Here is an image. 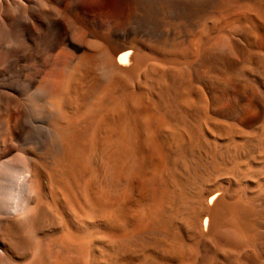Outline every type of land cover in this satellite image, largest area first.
Returning a JSON list of instances; mask_svg holds the SVG:
<instances>
[{"label": "bare ground", "instance_id": "6f19581e", "mask_svg": "<svg viewBox=\"0 0 264 264\" xmlns=\"http://www.w3.org/2000/svg\"><path fill=\"white\" fill-rule=\"evenodd\" d=\"M44 2L0 0L1 69L29 47L15 39L13 33L17 26L31 34L34 28L39 30L35 14L44 10ZM79 5L77 2L78 8ZM255 9L257 26L254 28L264 34V10ZM44 21V33L50 36V45L66 24L56 12ZM249 31L247 26L237 24L232 34L225 33L229 43L212 59L210 67L214 75L211 77L207 74L209 70L200 69L203 62L190 67L196 78H210L213 88L219 87L224 96L233 100L234 106H254L256 115L263 117L264 61L256 60L234 37L246 36ZM74 32L69 34L78 44L80 34ZM121 34L126 35L128 31L123 30ZM38 40L31 54L42 47L44 40L41 37ZM133 48L123 44L114 51L116 63L109 62L105 70L108 85L120 82L118 71L128 64ZM132 55L135 67L143 62L144 55L139 51ZM88 71L94 76L93 70ZM170 72L168 69L158 79L151 104L155 112L162 111L164 118L176 113L178 105L176 88L173 83L165 82ZM65 74L64 70H58L55 85L40 88L41 99L32 98L26 108H15L14 116L0 104V264H264V183L252 180L246 190L234 186L217 192L202 180L207 171L218 170L221 157L228 160L237 152L256 150L263 159L264 126L250 136L239 137L229 130L221 148H216L203 138L198 128H186L188 137L183 139L181 133L167 130L166 124L164 129L163 121L160 123L156 117L146 122L149 128L143 139V125L136 111L129 110L132 113L129 117L120 113L96 128L94 147L107 150L97 170L107 176L110 190L114 189L109 197L101 190L97 192L99 195L89 199L92 207L83 211L91 212L95 208L100 212L96 220L102 225L92 233L96 241L87 243L86 235L80 232V189L72 183L61 181L51 206L47 205L41 192L46 182L35 151L45 147L51 129L58 136L66 177L80 174L83 167L80 162V147L84 142L80 135V57L70 74ZM204 96L206 99V93ZM208 134L217 140L212 136L214 133ZM226 171L235 178L245 175L237 166H227ZM65 207L69 211L68 222L64 232L57 235ZM172 226L174 229L170 232ZM165 229H169L172 241L178 244L186 237L189 247L186 245L185 249L171 240L167 242Z\"/></svg>", "mask_w": 264, "mask_h": 264}, {"label": "rangeland", "instance_id": "374dc122", "mask_svg": "<svg viewBox=\"0 0 264 264\" xmlns=\"http://www.w3.org/2000/svg\"><path fill=\"white\" fill-rule=\"evenodd\" d=\"M77 2L80 3L79 8ZM256 7L264 10V0H45L44 10L35 14L39 30L34 28V33L31 34L17 26L13 37L29 47L24 53L11 60L9 65L0 68V104L4 105L10 116H14L18 108H26L32 98L41 99L42 94L39 89L47 84L55 85L58 70H64V74L69 75L80 57V135L84 141L80 147V162L83 166L80 168V174L66 177L61 153L58 150V136L52 129L46 138L45 147L35 152L41 164L43 181L46 182L41 194L47 205L51 206L54 193L59 189L61 181L72 183L76 189H80V232L86 235L87 243L93 244L96 241L92 233L95 234L102 225L96 220L100 212H96L95 208H91V212H83L85 208L92 207L89 199L99 195L100 190L106 197L114 194L113 187L112 191L110 190L107 176L100 175L98 171L107 154V150L94 147L96 128L101 122L120 113L129 117L132 115L129 110L136 111L143 125L141 130L143 139L149 128L145 126L148 125L146 122L156 117V120L163 121V128L167 125V130L181 133L183 139L188 137L186 135L188 128L191 127L193 130L198 128L203 138L210 140L212 146L216 148L224 143L229 130L239 137L250 136L264 126V116L256 115V107L246 104L234 106L233 100L224 96L219 87L213 88L210 78L207 80L196 78L190 67L192 64L203 62L200 69L209 70L207 74L210 77L214 75L210 63L229 43L225 33L232 34L237 24L250 29L246 36L234 35L239 46L252 52L256 60L264 61V34L255 30ZM55 12L66 25L49 45L50 36L44 33L46 29L44 19H50ZM123 30H127L128 34L122 35ZM71 31L80 34V43L76 44L74 38L70 37ZM40 37L44 40L42 47L31 54ZM132 39L134 42L131 41ZM123 44L133 45L134 48L130 51L128 64L118 71L120 82L108 85L105 80V70L109 62L116 63L114 51ZM134 51L144 55L143 62L137 67L132 55ZM168 69H171L172 73H169V80L165 82L173 83L176 88L178 105L176 104V113L164 118L162 111L159 110L158 114L151 104L158 89L157 81ZM88 70H93L94 76ZM106 85L108 88L105 90ZM7 95H10V98ZM205 104H209V107ZM199 106L204 107L201 109ZM4 112L6 111L3 109L1 113ZM208 132L211 135L214 133L212 136L217 140L210 138ZM248 152L235 153L230 158L233 159L232 161L219 158L218 162H221L219 164L217 162L219 171L215 173L209 170L207 174L204 173L202 176L206 179L205 181L202 179L204 184L213 187L214 190L217 189V192H223L234 186L246 190L252 180L260 184L264 183L262 166L264 158L260 159L256 150L249 154ZM227 166L239 167L245 171L244 177L235 178L228 171L225 172ZM129 170H131L130 166ZM206 200L209 202L208 198ZM67 216L69 211L65 207L61 214L62 227L55 234L61 235L64 232L63 229L68 222ZM171 229L173 230L174 226L170 227V232ZM166 230L168 231L165 236L166 241H172L169 229ZM186 239L184 237L180 244L173 240L172 244L176 243L187 249L189 241Z\"/></svg>", "mask_w": 264, "mask_h": 264}]
</instances>
